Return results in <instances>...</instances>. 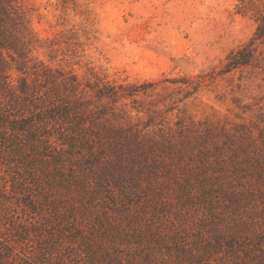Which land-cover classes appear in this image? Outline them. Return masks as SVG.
<instances>
[{
    "label": "rangeland",
    "instance_id": "rangeland-1",
    "mask_svg": "<svg viewBox=\"0 0 264 264\" xmlns=\"http://www.w3.org/2000/svg\"><path fill=\"white\" fill-rule=\"evenodd\" d=\"M263 11L0 0L2 237L29 264H264Z\"/></svg>",
    "mask_w": 264,
    "mask_h": 264
},
{
    "label": "trees",
    "instance_id": "trees-1",
    "mask_svg": "<svg viewBox=\"0 0 264 264\" xmlns=\"http://www.w3.org/2000/svg\"><path fill=\"white\" fill-rule=\"evenodd\" d=\"M258 22V28L257 32L255 34V39L256 40H261L264 39V11L260 14V16L257 18ZM5 46H3L4 48ZM233 59V57H230ZM232 65V64H231ZM5 188V186H3ZM7 190V187H6ZM5 190V192H6ZM37 222L31 224L32 227L35 228L34 236L36 238H41L43 237L42 232H40L37 228L38 225L36 224ZM24 227H26V237H23L26 240H31V235H29V229L30 227L24 224ZM0 264H7L10 262L12 259L14 262L13 264H29L27 259L23 257V254L20 252H17V242H15L13 239H8V238H3L2 237V230L0 231ZM17 235V234H16ZM15 237V236H14ZM30 255V254H29ZM27 257V256H26Z\"/></svg>",
    "mask_w": 264,
    "mask_h": 264
}]
</instances>
